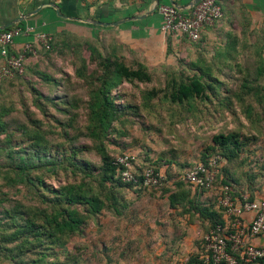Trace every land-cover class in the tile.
<instances>
[{
    "label": "rangeland",
    "instance_id": "obj_1",
    "mask_svg": "<svg viewBox=\"0 0 264 264\" xmlns=\"http://www.w3.org/2000/svg\"><path fill=\"white\" fill-rule=\"evenodd\" d=\"M79 38L56 40L25 62L21 77L0 86V264H190L208 225L186 204L169 207L172 174L201 161L213 136L237 133L240 148L232 161L224 159L222 176L233 178L238 192H264V30L243 34L234 26L226 37L184 40L176 51L167 43L164 62L154 66L134 52H115L149 81H123L111 91L118 116L106 136L90 106L109 39H98L96 59ZM191 80L204 92L172 102L175 86ZM99 147L112 158L135 155L139 165L161 171L163 182L150 190L103 182ZM6 151H31L60 165L51 174L46 166L32 169L21 182ZM187 188L195 204H215L211 194ZM71 193L99 199L102 209L71 204ZM67 209L80 224L58 234L54 218H67Z\"/></svg>",
    "mask_w": 264,
    "mask_h": 264
},
{
    "label": "built area",
    "instance_id": "obj_2",
    "mask_svg": "<svg viewBox=\"0 0 264 264\" xmlns=\"http://www.w3.org/2000/svg\"><path fill=\"white\" fill-rule=\"evenodd\" d=\"M156 9L161 17L162 35L175 43L184 39L198 42L203 29L213 26L222 17L217 0H200L184 10L169 3L158 5ZM20 37L27 41L15 50L16 55L12 54L13 42ZM50 41V33L32 25H17L0 33V83L23 74L26 55L37 56V50L49 49ZM114 164L119 166L121 181L134 189H156L165 178L151 165H139L131 153L115 157ZM220 166L221 158L212 156L173 178V182L211 194L215 209H222L223 224H216L203 235L198 261L200 264H264V246L252 243L254 238L264 234V192L260 197H251L248 193L235 196L233 187L215 186ZM244 214H251L250 220L246 221Z\"/></svg>",
    "mask_w": 264,
    "mask_h": 264
},
{
    "label": "crops",
    "instance_id": "obj_3",
    "mask_svg": "<svg viewBox=\"0 0 264 264\" xmlns=\"http://www.w3.org/2000/svg\"><path fill=\"white\" fill-rule=\"evenodd\" d=\"M153 1L0 0V27L22 18L23 21L20 24L35 26L50 33L51 36L72 33L82 39L94 41H98L103 36L109 39L108 42L120 45L122 50L127 52V57H130L134 52L137 56H141L148 65L154 66L163 63L166 58L167 38L160 31L161 17L157 10L153 11ZM172 1L182 8L192 0ZM217 1L222 9V17L213 26L204 28L200 39L220 34L226 37L234 26L238 27L243 34H248L252 30H264V0ZM167 3L171 4V1L158 0L159 5ZM118 21L121 23L117 26L96 24L97 22L114 23ZM184 40L175 43L171 39V48L176 51ZM26 41L25 37L16 38L13 42V49L19 50ZM29 59H32V56H29L26 62ZM181 173L172 174V178ZM261 193H263L262 190L253 193L252 196L260 197ZM250 218L251 214H244L246 221ZM197 220L199 223L208 225V222L201 219L198 214ZM252 243L264 246V234L254 238ZM198 252L197 247L195 248L196 256Z\"/></svg>",
    "mask_w": 264,
    "mask_h": 264
},
{
    "label": "trees",
    "instance_id": "obj_4",
    "mask_svg": "<svg viewBox=\"0 0 264 264\" xmlns=\"http://www.w3.org/2000/svg\"><path fill=\"white\" fill-rule=\"evenodd\" d=\"M157 10V9H156ZM11 26L0 33L11 29ZM71 33H63L61 35H52L51 41L49 43V49H39L37 50V54L39 53H46L49 50L53 49L54 43L57 40H64L66 36H71ZM62 38V39H61ZM82 39V38H79ZM84 40L86 43L87 50L90 53V56L96 59L102 58V55L98 49V47L95 45L97 41L94 40ZM167 43L169 46H171V39L167 38ZM107 44L110 49L109 57L104 58L105 63V71L101 77L100 87L98 90L93 94L94 100L90 106L91 116L94 120L93 123H96V130L98 134L102 136H106L109 132V129L114 121H116L118 116V109L113 103L112 97H111V91L115 88H117L123 81H149V75L142 69L137 68L135 70H130L128 67H126L121 61V59L118 58V56H115V52L121 53L123 50H121L122 47L119 45H114L115 43L108 42ZM113 46V47H111ZM11 53L16 55V51L14 49H11ZM122 54V53H121ZM31 56L30 54H27L26 57L28 58ZM118 58V60H116ZM120 60V61H119ZM84 66V65H83ZM25 64H24V72H25ZM23 72V74H24ZM21 75H15L11 79H6L3 82L0 83V86L8 80H12L18 77H21ZM204 92V85L201 84L198 80H191L190 83H180L177 86H175V89L170 94V99L172 102L181 103L184 100H189L193 98L194 95H201ZM92 135L95 136V133L92 132ZM237 133H227V134H218L212 137V145L207 148L206 153L203 155V158L201 161L198 162H206L207 159H209L212 156H219L221 158V166L219 169V175L216 178L215 186H230L233 187L234 193L232 195L238 196L240 193H243L244 191H236L234 182H236L233 178H223L221 169L224 161H232L236 156L237 152L240 148V143L238 139ZM222 149L221 153H219L218 149ZM216 150V151H215ZM98 152L100 154V158L102 161V177L101 180L103 182L111 181L112 183H117L120 187H129L131 189H134L131 184L123 183L120 179V172H119V166L114 164L115 157H109V155L106 153L105 149L103 147L98 148ZM31 151H12L8 152L6 151V156L11 160L12 164L20 171V180L21 182H24L25 177L27 175V172H29L32 169H36L38 167H44L46 166L47 172L54 173L59 165L60 162L57 159H54L49 156H38L33 155L31 156ZM126 153H122L120 155H123ZM222 154V155H221ZM119 155V156H120ZM117 157V156H116ZM225 159V160H224ZM222 171H225V174H228L226 169H222ZM166 175L171 178V175L169 172H166ZM174 188L172 191H167L168 193V202L169 206L172 209H177L179 207H184L185 204L188 206V208H191V210H194L198 216L206 220L208 222V229L214 227L216 224H223L222 219V209L216 210L213 209V206H199L198 204H195L191 199V191L187 188V184L182 182H173ZM232 185V186H231ZM190 186V185H189ZM191 187V186H190ZM142 190V189H138ZM217 191V190H214ZM204 192V191H202ZM252 197V195L250 194ZM69 202L71 204H74V202H83L89 205L90 210L97 213L102 209V202L97 198H88L83 194L76 195V194H69L68 196ZM61 211V210H59ZM66 217L62 219L61 221H57L56 218H54V225H55V232L58 234H62L64 232L73 233L76 231L77 226L80 224V220L77 217V213H75L74 210L69 211L67 209ZM201 240L198 245V249L200 250L201 247ZM201 251V250H200ZM200 255V252H198L197 256H193L190 259V264H200L198 261V257ZM251 264H258L256 262Z\"/></svg>",
    "mask_w": 264,
    "mask_h": 264
},
{
    "label": "water",
    "instance_id": "obj_5",
    "mask_svg": "<svg viewBox=\"0 0 264 264\" xmlns=\"http://www.w3.org/2000/svg\"><path fill=\"white\" fill-rule=\"evenodd\" d=\"M170 1H171V4H172L174 7L178 8V9H182V10H184V9H186V8H188V7H192V6L196 5L200 0H192V1H191L186 7H182V8H179L177 5H175V4L173 3L172 0H170ZM153 2H154L153 11H155L156 8H157V6H158L159 4H158V0H154ZM34 13H35V12H34ZM22 21H23L22 18H18L17 20H15V21H13V22H10V23H8V24H6V25L0 27V31H3V30H5V29H7V28H9V27H11V26H14L15 24L20 23V22H22ZM120 23H121V22L118 21V22H114V23H100V22H97L96 24H97V25H102V26H117V25H119Z\"/></svg>",
    "mask_w": 264,
    "mask_h": 264
}]
</instances>
